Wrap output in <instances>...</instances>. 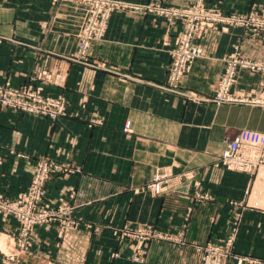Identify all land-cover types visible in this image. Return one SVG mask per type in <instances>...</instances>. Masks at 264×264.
<instances>
[{
	"label": "crops",
	"instance_id": "0c3cea01",
	"mask_svg": "<svg viewBox=\"0 0 264 264\" xmlns=\"http://www.w3.org/2000/svg\"><path fill=\"white\" fill-rule=\"evenodd\" d=\"M103 38L78 57L85 8L71 0H0V86H27L61 98L55 118L0 109V196L14 199L34 166L55 164L43 204L72 208L71 226H33L18 244L19 224L0 216V264H190L206 245L233 237L228 264H264V165L252 173L219 164L239 134L264 140V107L215 103L224 60L239 50L264 60V31L238 24L204 31L190 72L166 85L180 24L145 11L199 5L223 16L264 18V0H115ZM264 76L240 71L231 91L253 96ZM129 123L128 132L124 127ZM264 142V141H261ZM160 172L189 174L160 196L146 186ZM125 228L170 236L144 249Z\"/></svg>",
	"mask_w": 264,
	"mask_h": 264
},
{
	"label": "built area",
	"instance_id": "2783aa9c",
	"mask_svg": "<svg viewBox=\"0 0 264 264\" xmlns=\"http://www.w3.org/2000/svg\"><path fill=\"white\" fill-rule=\"evenodd\" d=\"M56 2L57 0H53ZM85 8V17L78 35V57L83 58L94 41L103 38L110 15L116 10H139L115 0H71ZM145 11L152 12L158 17L165 18L172 27L180 26L177 31L174 47L170 52V63L167 68L166 85L168 88L176 87L190 72L194 61L201 57L202 48L199 40L203 38L204 31L218 26L238 24L252 28L255 32L264 31V18L236 15L223 16L214 9H206L199 5L188 10L163 8L158 5L147 6ZM240 71H248L264 76V60H250L240 55L239 50L224 60V69L216 84L212 100L222 103H247L264 107V88L253 96H242L231 91L236 84ZM64 101L61 98L43 97L31 87H11L9 84L0 86V109H12L27 114L39 115L55 119L64 114ZM129 130V123L124 127ZM264 141L257 134H239L226 142V147L220 155L219 164L226 170L252 173L264 165ZM56 166L51 158L44 156L38 158L34 166L33 175L27 188L20 192L16 198L8 199L0 196V216L13 218L19 224L18 244L22 247L28 243V237L33 226H58L62 234L71 226L72 208L67 203H60L55 207L43 204L46 194V183L50 172ZM190 178L189 174L172 176L160 172L147 184V191L153 196H160L170 188L175 187L182 179ZM122 238L137 242V249H144L153 240H169L166 233L152 228H125ZM233 237L229 238L223 247L221 245L210 247L214 253L212 259H230V248ZM206 249V248H205ZM208 249V248H207ZM206 249V250H207ZM207 258H210L208 256Z\"/></svg>",
	"mask_w": 264,
	"mask_h": 264
},
{
	"label": "rangeland",
	"instance_id": "374dc122",
	"mask_svg": "<svg viewBox=\"0 0 264 264\" xmlns=\"http://www.w3.org/2000/svg\"><path fill=\"white\" fill-rule=\"evenodd\" d=\"M158 6H161L163 8H172V9H176V10H180V11H182V10H188V9L194 7V6H192V7H189V8L178 9V8H173V7H166V6H163V5H158ZM162 233H164V232H162ZM164 241H167V240H164ZM210 247H214V246L211 245ZM210 247L207 246V245L204 247V251H202L203 254H204V256L201 257V259H200L199 262H196V263L191 262L190 264H228L229 263V260L230 259L229 260L228 259L224 260L222 257H220L219 260L212 259L211 256H213L212 253H214V250H212V248H210ZM221 247H223V245H221ZM205 248L206 249L208 248V249L206 250ZM208 256H210V258H207Z\"/></svg>",
	"mask_w": 264,
	"mask_h": 264
},
{
	"label": "bare ground",
	"instance_id": "6f19581e",
	"mask_svg": "<svg viewBox=\"0 0 264 264\" xmlns=\"http://www.w3.org/2000/svg\"><path fill=\"white\" fill-rule=\"evenodd\" d=\"M1 245V244H0Z\"/></svg>",
	"mask_w": 264,
	"mask_h": 264
}]
</instances>
